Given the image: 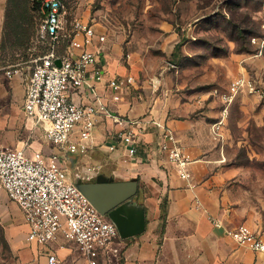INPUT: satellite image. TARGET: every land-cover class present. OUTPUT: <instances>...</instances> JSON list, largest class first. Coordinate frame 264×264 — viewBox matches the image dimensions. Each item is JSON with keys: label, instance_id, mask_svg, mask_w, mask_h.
Listing matches in <instances>:
<instances>
[{"label": "crops", "instance_id": "obj_1", "mask_svg": "<svg viewBox=\"0 0 264 264\" xmlns=\"http://www.w3.org/2000/svg\"><path fill=\"white\" fill-rule=\"evenodd\" d=\"M5 7L6 0H0V42ZM101 35L103 41L93 37L86 47L95 54L88 76H94V69H98L100 79L88 78L90 87L70 93L69 97L84 107L93 105L96 96L101 97L115 117H96L88 139L81 141L86 149L71 152L53 147L43 130L26 119L22 106L29 71L20 64L12 77L5 74L6 65L0 64V144L23 149L28 157L35 152L56 154L65 169L64 159L78 158L86 175L78 172L69 176L73 181L76 177L97 175L115 181L136 179L133 200L144 208L145 230L124 239L118 259L98 264H263L261 253L237 244L226 233L239 224L264 232L263 221L233 197V187L237 186L234 178L242 169L224 162V148L229 140L223 111L226 105L220 97L216 99L197 87L196 82L183 83L179 71L164 67L163 71L149 73L144 58L136 59L133 53L124 57L118 42L109 41L96 31V36ZM74 40L73 51L77 54L85 48L83 36L76 35ZM160 40L158 48L168 63L174 64L179 34L164 26ZM129 75L133 80L119 89L109 85V81H124ZM155 75H161L157 86L149 81ZM115 95L118 100H114ZM116 117L164 123L170 129V135L165 137L168 145L180 146L191 159L188 177H181L167 154L159 152L160 130L153 124L140 132L136 152L128 157L118 135L122 127ZM81 128V124L75 126L71 142H80ZM111 146L113 150L109 149ZM0 215L9 222L11 231L21 234L15 241L20 264H46L45 256L40 254L46 250L54 251L62 264H88L80 249L63 238L45 247L28 244L23 214L4 191H0ZM212 219L220 221L221 227L215 226Z\"/></svg>", "mask_w": 264, "mask_h": 264}, {"label": "built area", "instance_id": "obj_2", "mask_svg": "<svg viewBox=\"0 0 264 264\" xmlns=\"http://www.w3.org/2000/svg\"><path fill=\"white\" fill-rule=\"evenodd\" d=\"M34 1L39 4L42 15L37 40L43 44L46 42V50L32 59L25 84L23 113L27 120L43 130L45 138L53 147L83 152L86 145L81 141L88 139L96 117L99 114L115 117L105 107L101 97L96 96L89 107L69 97L70 93L80 91L85 86L90 87V77L100 79L98 69H94V76H88L87 71L94 63L95 54L86 47L92 43L93 37L99 41H103L104 37L96 36L94 26L80 20L74 21L73 29L68 33V8L64 0ZM76 35L83 36L85 46L77 54L73 51ZM56 60L60 61V66L56 65ZM168 66V69L178 72L177 65L169 63ZM4 71L8 77H12L18 71V64L6 65ZM132 80L129 75L124 81L111 80L109 85L119 89ZM149 81L151 85L157 86L158 81L154 77ZM243 91L261 93L255 82L241 72L229 82L227 91L219 94L226 105L224 112H227V106L234 97ZM213 93L217 94V90ZM113 98L119 99L117 95ZM116 122L122 127L118 135L128 157L134 156L136 152L140 132L148 124L156 126L160 130L159 152L167 154L181 177H188L187 166L191 159L180 146L174 143L168 145L165 137L170 135V129L164 123L156 119L130 117H116ZM79 124L82 125L80 142H71V134ZM113 148L109 147L110 150ZM0 191H4L9 201L21 210L27 226L25 240L28 244L45 247L62 237L81 250L88 264L119 258L123 239L119 237L116 226L101 215L77 188L56 154L35 152L32 157H28L23 149H11L0 144ZM212 223L221 227L218 220L212 219ZM226 233L237 244L261 253L264 264V232L253 231L239 224ZM40 254L45 256L46 264H62L54 251L46 250Z\"/></svg>", "mask_w": 264, "mask_h": 264}, {"label": "rangeland", "instance_id": "obj_3", "mask_svg": "<svg viewBox=\"0 0 264 264\" xmlns=\"http://www.w3.org/2000/svg\"><path fill=\"white\" fill-rule=\"evenodd\" d=\"M65 1L68 33L75 20L93 25L107 40L120 44L124 57L133 53L136 59L144 58L149 73L169 67L158 48L168 26L180 37L173 63L183 83L196 82L219 99L241 72L255 82L261 93L240 92L225 113L229 140L224 162L242 169L234 178L233 197L264 223V0ZM43 46L35 37L30 49L0 55L8 65L20 64L30 71ZM64 164L68 176L86 175L78 158L70 156ZM1 217L0 264H20L15 241L21 234L11 231Z\"/></svg>", "mask_w": 264, "mask_h": 264}, {"label": "water", "instance_id": "obj_4", "mask_svg": "<svg viewBox=\"0 0 264 264\" xmlns=\"http://www.w3.org/2000/svg\"><path fill=\"white\" fill-rule=\"evenodd\" d=\"M60 66V61H55ZM77 188L98 212L117 228L119 237L127 239L145 230V212L133 197L137 191L136 179L115 181L103 175L90 178L76 177Z\"/></svg>", "mask_w": 264, "mask_h": 264}, {"label": "trees", "instance_id": "obj_5", "mask_svg": "<svg viewBox=\"0 0 264 264\" xmlns=\"http://www.w3.org/2000/svg\"><path fill=\"white\" fill-rule=\"evenodd\" d=\"M41 18L39 4L34 0H6L0 53L8 50L15 54L30 49L35 37L37 39ZM44 44L42 53L46 50V42ZM0 64L8 65L1 55Z\"/></svg>", "mask_w": 264, "mask_h": 264}]
</instances>
